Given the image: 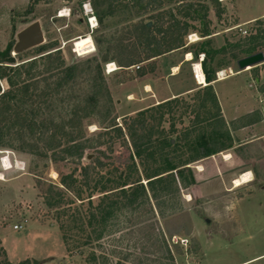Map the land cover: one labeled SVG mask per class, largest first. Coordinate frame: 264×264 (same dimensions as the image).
Segmentation results:
<instances>
[{"label": "rangeland", "instance_id": "1", "mask_svg": "<svg viewBox=\"0 0 264 264\" xmlns=\"http://www.w3.org/2000/svg\"><path fill=\"white\" fill-rule=\"evenodd\" d=\"M178 1L180 0L165 3L160 11L171 10L177 15L180 11L176 8L180 6L176 3ZM208 3L211 8H215L208 16L212 31V34L207 36L210 38L207 48L210 50L217 51L225 47L229 49V44L239 43L257 33L259 28H264V18L233 27L237 23V14L242 22L254 16L262 17L264 0H209ZM84 4H90L93 16L97 18L98 25L93 30L88 24ZM94 4L95 0H41L38 3H33V0H0V50L11 47V56L15 58V62L31 57L30 52H25L19 57L13 47L17 41L16 34L39 20L45 30L46 41L43 45L46 50H59L66 62L79 63L97 54V42H100L107 52V58L110 59L107 64L115 63L112 59L119 42L126 44L133 40L127 33L133 26L129 29L125 26L141 21L151 23L150 15L157 12L129 18L121 23L118 22L121 16L117 13L105 17L101 22ZM99 8L101 10L103 6ZM63 12L65 15H60ZM177 17L182 19L180 15ZM168 20V16H163V23L167 24ZM190 22L201 28L199 20ZM86 36L90 37L94 48L79 55L72 50L74 42ZM185 39L192 47L207 42L198 32L191 33ZM191 54L193 55L192 52ZM199 54L185 60V52L177 49L151 63H140L124 70L118 68L112 73L106 72V64V81L103 85L108 89L102 88L97 93V102L91 104L94 112L85 120L92 122L88 126L89 132L98 130L99 126H105L114 120L121 125L125 116L154 106L155 104H151L163 95H169L171 91H179L194 83L198 86L193 76L192 64L198 62ZM218 58L221 56L216 54L214 62ZM236 62L223 65L218 71L231 68L235 74L240 71ZM115 65L117 66L116 63ZM136 66L147 71L145 76L136 77L140 71ZM153 67L155 71L151 70ZM251 73V78L247 72L230 74L232 76L229 75L228 79L213 86L215 92L220 95L224 118L230 128L234 124V128H237L242 123H250L256 125V129H264V119L261 118L264 116V103L258 100L255 102L253 99L254 95L258 94L257 88H264V63L251 70ZM215 77L218 79L217 72ZM254 78L259 80L258 84ZM147 83L150 86H147ZM0 89L1 92L8 89L5 79L0 78ZM73 89L84 98L93 90V86L82 79ZM71 92L67 89L64 93L65 99L71 96ZM196 92L199 91L191 93V96L195 99L203 97L199 94L201 90ZM260 92L264 97V90ZM187 98V101L181 103L178 113L189 107L190 97ZM192 103L198 104L194 106L195 110L191 107V115L187 116L191 121L194 120L196 111L203 113V110L208 108L205 105L204 109H201L198 100L191 101L190 104ZM59 107L55 104L53 113L51 112L59 117L57 121L71 120L72 116L61 112ZM252 108L254 109L249 112ZM187 117H184L182 123L180 120L176 121L179 131L189 129L191 121ZM162 126L168 129L170 124L164 123ZM155 128L160 130L161 127ZM198 132L199 130L195 131L192 136H196ZM174 141L175 139L172 140ZM253 148L247 152L236 147L233 153L227 149L210 158L193 162L191 167L195 184L188 187L180 185L178 192L170 188V195L161 206L164 216L151 200L153 213H121L111 227V233L95 241L93 245L73 249L71 252L66 250L62 239L58 210L45 204L44 192L52 182H59L58 168L68 174L73 171L74 165L64 162L55 164L50 159H41L11 148L0 149L1 244L8 260L13 263L29 259L31 264H35L34 260H37L36 264H92L88 258L93 252L100 256L97 264L239 263L243 259L264 253V152L260 151V148ZM179 152L183 153L184 157L189 155L185 147H180ZM230 152L233 158L226 161L231 157L227 155ZM86 154L87 157L82 159L83 164H87L93 157L92 154ZM244 167L257 171L253 175L255 180L252 184L235 187L233 181L240 177L238 172ZM94 201H97L96 196ZM147 208L148 205L142 210ZM15 225H21L22 228L16 230ZM249 264H264V256Z\"/></svg>", "mask_w": 264, "mask_h": 264}, {"label": "trees", "instance_id": "2", "mask_svg": "<svg viewBox=\"0 0 264 264\" xmlns=\"http://www.w3.org/2000/svg\"><path fill=\"white\" fill-rule=\"evenodd\" d=\"M40 1L33 0V3ZM174 1L95 0L101 22L117 13L121 23L157 11L150 15V25L141 21L125 26L128 29L133 26L132 30H127L133 40L126 44L119 42L116 47L112 60L120 69L151 63L177 49L192 52L194 56L205 54L202 66L207 85L201 93L200 90L196 92L202 94V98L195 99L191 93L175 97L125 116L121 125L114 120L89 132L88 126L92 122H85L94 112L91 104L97 102V93L102 88L108 89L103 85L106 81L104 68L110 59L100 42H97L98 53L79 63L66 62L62 52L46 50L44 45L25 51L32 56L19 62L11 56V47L0 50V78L8 83L7 90L1 92L0 89V149L11 148L50 159L55 164L74 165L68 174L58 168L59 182H52L44 192L45 204L58 210L59 228L68 252L93 245L111 233V227L121 213H153L151 200L164 216L161 206L170 195V188L178 192L180 185L195 184L191 164L235 145L211 82L216 79L215 73L221 66L264 51V28L239 43L229 44V49L213 51L207 48L210 42L207 36L212 34L208 16L215 9L211 8L209 0L176 2L180 5L176 8L180 10L177 15L182 17L181 20L171 10L160 11L165 3ZM101 6L105 9L100 10ZM163 16L169 17L167 24L162 22ZM190 20H199L201 28ZM197 32L207 42L192 47L185 38ZM25 52L17 55L21 57ZM216 54L221 58L214 62ZM254 69L257 67L251 68ZM139 70L136 77L145 76L147 71L141 67ZM151 70L155 71V67ZM82 79L93 86L84 98L73 89ZM67 89L72 92L65 99ZM259 89L264 90L262 86ZM187 97H190L189 107L178 113ZM194 100L200 102L201 109L205 105L208 108L203 113L196 111L191 121L187 116L191 115V107L198 104H190ZM55 104L60 106L61 112L69 113L71 120L57 121L59 117L52 114ZM184 117L191 121L189 129L179 131L176 121L182 123ZM164 123L170 124L168 129L162 126ZM197 130L196 136H192ZM180 147L187 148V157L179 152ZM86 153L93 157L83 164ZM147 205L149 208L142 210ZM99 257L93 252L88 261L97 264ZM34 262L36 264L37 260ZM0 264H31V260L11 262L0 241Z\"/></svg>", "mask_w": 264, "mask_h": 264}, {"label": "crops", "instance_id": "3", "mask_svg": "<svg viewBox=\"0 0 264 264\" xmlns=\"http://www.w3.org/2000/svg\"><path fill=\"white\" fill-rule=\"evenodd\" d=\"M234 1H236V0H234ZM237 17H238L237 23L233 27H240V26H243L245 23L250 24V23H253V22L257 21V20H261V19L264 18V14L262 15V17L254 16V17H251L250 19H248V20H246L244 22L241 21V19H240L241 17L239 16V14H237ZM188 54H191V52L185 53V57H186V58H184L185 60L192 59L193 55L191 54V58L189 59V58H187ZM256 67H258V66H256ZM176 70H177V68H176ZM176 70H174V71H176ZM245 72L249 73V76L251 78V76H252L251 69L240 70V71L236 72L235 74H237V73H245ZM235 74H233V75H235ZM172 75H174V73ZM230 76H232V75H230ZM249 76H247V77H249ZM228 78H229V76L224 78V79H216L213 82H211V84H212V86H214L216 83L221 82V81H225ZM253 80H256L257 84L259 83V80L257 78H254ZM205 85H207L206 79H205V84L197 86L194 83V84H192V85H190L188 87H185V88H183V89H181L179 91H171L169 95H165V96L163 95L162 97H160L159 99L154 101L151 105H154V104L157 105L159 103H162L164 101L170 100L172 98L179 97V96H185V95L193 93L195 91H199V90L203 89L205 87ZM147 86H150V85L148 84ZM213 89H214V87H213ZM257 90H258L257 91L258 94L257 95L255 94L253 99L255 100V102L258 100L259 102L264 103V97L261 95V92L259 91L258 88H257ZM215 93H216V96H217V99H218L219 106L221 108L222 116L224 118L223 107H222V104H221L220 99H219L220 95L217 92H215ZM255 105H257V104L255 103ZM253 106H254V104H253ZM253 109L254 108H252L249 112H251ZM261 118L264 119V116L262 115ZM224 120H225V118H224ZM225 122H226V120H225ZM234 125L231 128L229 127L230 130H231L232 135L235 138V140H237V142H235V145L230 149V151H232V153L236 149V147H240L241 149H244L247 152L249 150H251L252 147H254L253 149H255V150H258L260 148L259 150L264 152V129L259 128V127L258 128L260 130L258 128L256 129V125H252L250 123H248V124L242 123L241 126H238L237 128H234ZM238 141H239V144H238ZM227 155H231V157L227 158L226 161H229L230 159L233 158L231 152L228 153ZM256 172L257 171L254 168H251V167H246V168L244 167V168L240 169L239 172H238L240 177L234 179V181H233L235 187H239V186L247 185V184H252V182L255 180L253 175H254V173L256 174ZM247 173H249V174H247ZM236 180H240L241 181V184L239 186L236 185ZM242 200H244V199H242ZM263 256H264V253H261L259 255H255V256L243 259L239 263H235V264H249V263H251V262H253V261H255V260H257V259H259V258H261Z\"/></svg>", "mask_w": 264, "mask_h": 264}, {"label": "water", "instance_id": "4", "mask_svg": "<svg viewBox=\"0 0 264 264\" xmlns=\"http://www.w3.org/2000/svg\"><path fill=\"white\" fill-rule=\"evenodd\" d=\"M150 24L151 23H149V25ZM16 39L17 41L13 47L15 54H19L29 49L43 45L46 41V36L42 23L37 20L27 25L16 34ZM261 63H264V51H258L256 53L244 56L238 59L236 62L240 70L251 69L252 67H256Z\"/></svg>", "mask_w": 264, "mask_h": 264}, {"label": "built area", "instance_id": "5", "mask_svg": "<svg viewBox=\"0 0 264 264\" xmlns=\"http://www.w3.org/2000/svg\"><path fill=\"white\" fill-rule=\"evenodd\" d=\"M222 1H225V0H222ZM83 7H84L85 14L88 15V17H87L88 24H89L90 28L93 30L98 25L97 18H96V16H93V10H92L90 4H84ZM94 24H95V27H93ZM244 33H246V31H244ZM75 44L76 43L74 42V47H73L72 50L75 53L79 54V52L76 51ZM204 56H205L204 53L199 54L198 62H195V63L192 64L193 76H194L195 81L199 85L204 84V83L201 84L200 80H199L200 76L203 75L205 77V74H204V71H203V66H202V61L204 60ZM111 65H114V68H110ZM136 67H137V69H139V66H136ZM118 68L119 67H117L115 65V63H109V64L106 65V72L107 73H112V72L118 70ZM230 74H234L231 68H229V70H220V71H217V78L218 79H224V78L228 77ZM21 228H22L21 225H15L14 226V229H16V230L21 229Z\"/></svg>", "mask_w": 264, "mask_h": 264}, {"label": "bare ground", "instance_id": "6", "mask_svg": "<svg viewBox=\"0 0 264 264\" xmlns=\"http://www.w3.org/2000/svg\"><path fill=\"white\" fill-rule=\"evenodd\" d=\"M60 15L64 16V12L61 13ZM93 27H95V24L93 25ZM196 40V39H195ZM76 44V51H78L80 54H84V53H87L88 51L90 50H93V45H92V42L90 40V37L89 36H86V38H83L81 39L80 41L78 42H75ZM187 58H191V54H188L187 55ZM110 68H114V65ZM174 70H176V68H174ZM199 80H200V83H204L205 84V77L202 75L199 77ZM249 174V173H247ZM251 177V176H250ZM0 178H1V174H0ZM243 180V179H242ZM244 181V180H243ZM241 184V181L240 180H236V185H240Z\"/></svg>", "mask_w": 264, "mask_h": 264}]
</instances>
